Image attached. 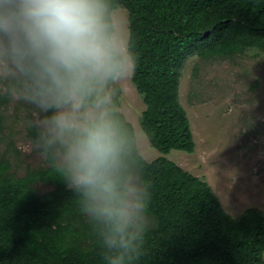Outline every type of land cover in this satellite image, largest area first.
Listing matches in <instances>:
<instances>
[{
  "label": "trees",
  "instance_id": "1",
  "mask_svg": "<svg viewBox=\"0 0 264 264\" xmlns=\"http://www.w3.org/2000/svg\"><path fill=\"white\" fill-rule=\"evenodd\" d=\"M138 56L133 82L152 146L193 153L180 100L187 58L264 53V0H118ZM208 32V33H207ZM9 101L0 97V109ZM151 227L139 264H264V212L228 213L210 183L175 161H148ZM39 183L53 188L41 193ZM0 264H102L99 243L74 192L45 165L18 175L0 157Z\"/></svg>",
  "mask_w": 264,
  "mask_h": 264
},
{
  "label": "clouds",
  "instance_id": "2",
  "mask_svg": "<svg viewBox=\"0 0 264 264\" xmlns=\"http://www.w3.org/2000/svg\"><path fill=\"white\" fill-rule=\"evenodd\" d=\"M138 63L118 0H0V97L28 107L30 150L74 192L102 264H139L151 227Z\"/></svg>",
  "mask_w": 264,
  "mask_h": 264
},
{
  "label": "rangeland",
  "instance_id": "3",
  "mask_svg": "<svg viewBox=\"0 0 264 264\" xmlns=\"http://www.w3.org/2000/svg\"><path fill=\"white\" fill-rule=\"evenodd\" d=\"M120 10L129 29L128 11L123 6ZM180 100L192 124L195 151L163 153L146 135L148 161L166 157L205 178L234 217L251 207L264 212V53L248 49L208 60L190 56L182 69ZM124 104L132 122L143 130L146 104L133 79ZM28 116V107L10 98L0 109V157L6 155L18 175L45 165L30 150ZM37 188L45 193L53 186L39 183Z\"/></svg>",
  "mask_w": 264,
  "mask_h": 264
},
{
  "label": "water",
  "instance_id": "4",
  "mask_svg": "<svg viewBox=\"0 0 264 264\" xmlns=\"http://www.w3.org/2000/svg\"><path fill=\"white\" fill-rule=\"evenodd\" d=\"M208 33V32H207Z\"/></svg>",
  "mask_w": 264,
  "mask_h": 264
}]
</instances>
